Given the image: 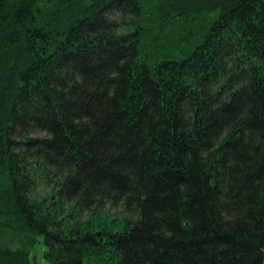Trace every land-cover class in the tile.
<instances>
[{
	"label": "trees",
	"instance_id": "16d2710c",
	"mask_svg": "<svg viewBox=\"0 0 264 264\" xmlns=\"http://www.w3.org/2000/svg\"><path fill=\"white\" fill-rule=\"evenodd\" d=\"M264 264V0H0V264Z\"/></svg>",
	"mask_w": 264,
	"mask_h": 264
},
{
	"label": "rangeland",
	"instance_id": "374dc122",
	"mask_svg": "<svg viewBox=\"0 0 264 264\" xmlns=\"http://www.w3.org/2000/svg\"><path fill=\"white\" fill-rule=\"evenodd\" d=\"M40 244L37 245L30 256L31 264H49L43 257L44 254V244L42 243V238H40Z\"/></svg>",
	"mask_w": 264,
	"mask_h": 264
}]
</instances>
